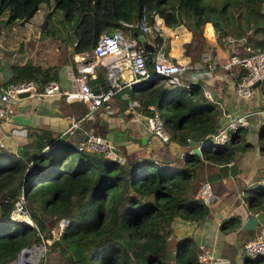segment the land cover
Wrapping results in <instances>:
<instances>
[{
    "label": "trees",
    "instance_id": "trees-1",
    "mask_svg": "<svg viewBox=\"0 0 264 264\" xmlns=\"http://www.w3.org/2000/svg\"><path fill=\"white\" fill-rule=\"evenodd\" d=\"M47 8L51 10L41 26L56 12L71 29L68 38L74 53L91 50L101 33L116 29L135 40L133 33L143 34L141 22L151 28L155 21L160 26L151 28L154 45L164 51L162 31L183 32L182 48L189 61L201 49L197 37L207 25L219 43L237 45L244 40L251 52L264 51V0H0V24L29 22ZM119 22L133 27L123 28ZM135 44L140 48L137 40ZM249 53L244 50L237 56ZM147 59L148 55L145 63L152 74ZM244 73H234L235 86ZM56 80L57 69L10 65L3 88L29 81L39 91ZM123 92L139 105L154 102L153 110L167 135L165 144L180 147L181 156L170 163L150 158L118 163L102 153L79 151L66 141L40 142L27 153L0 150V196L7 197L0 202V264L14 263L22 249L49 240L60 219H67L68 226L45 247L67 264H198L190 236L179 240L172 253L167 251L170 225L175 219L197 224L205 218L208 208L198 196L199 187L208 177L218 176L217 167L233 163L247 149L245 131L237 130L222 146L206 144L220 115L198 85H170L153 77ZM199 145L198 154L190 152ZM258 147L263 154L264 128L259 131ZM73 154L78 156L75 162L68 159ZM21 187L33 226L9 217ZM243 199L251 212H264V186L247 188ZM238 226L237 217H231L220 228L233 232ZM244 264H264V256L246 257Z\"/></svg>",
    "mask_w": 264,
    "mask_h": 264
},
{
    "label": "crops",
    "instance_id": "crops-1",
    "mask_svg": "<svg viewBox=\"0 0 264 264\" xmlns=\"http://www.w3.org/2000/svg\"><path fill=\"white\" fill-rule=\"evenodd\" d=\"M209 27L207 25L198 34L201 35L203 43L206 41L202 33L208 36L209 33L206 34V29ZM162 33L165 34H162L163 39H166L165 44H162V46L165 49L168 48L166 52L164 49L167 60L170 62L174 60L175 63L181 65L187 64L186 66L194 71L195 67L199 68L198 63L202 49H200V52L195 53V56L190 55L193 60L189 61V55L185 57L182 48L183 32L173 34L168 38H166L168 36L167 33L163 31ZM141 35L145 37L144 34ZM210 36L208 37L210 38ZM145 41L147 47L152 45L149 51L143 50L148 57L150 53L153 54L157 50H161L154 45L153 40L148 36L145 37ZM209 43H213L223 49V51H220L219 57L213 56L219 68L211 73L205 71L208 77L203 80L197 78L196 81L206 85V88L198 86L203 93L208 94V98L205 97L207 100L217 104L218 110L216 107L215 110L219 113L220 118L225 120L228 117L237 115L246 117L248 126L244 129L245 141L249 146L233 162L236 166L234 176L222 178L217 173L216 168L218 176L208 177L205 180L209 184L211 194L210 201L205 203L208 208V214L197 224L184 223L179 219H175L170 225V234L165 241V248L172 253L179 240L190 236L193 238L197 248L202 246L205 250L211 251L214 257L225 259L228 264H244L239 246L247 241V237L239 234L238 230L247 216L250 213H254L246 207L243 199L244 193L247 188L253 185L264 186V175L261 174L264 171V153L259 152L258 147L259 131L264 123V93L258 87H254L248 97H238L234 90V73L239 72L238 69L231 68L229 71H224L220 67L227 64V60L231 56L241 55L245 49L253 51L251 46L246 45L244 40H239L237 45H233V42L226 43L225 41L219 43L217 39H211ZM197 44H199L198 37ZM91 50L79 53H74L72 50L71 58H66L57 67V80L54 82L57 83L60 90L71 89L72 78L76 73L73 57H84L87 62H90L92 59ZM172 55H174V58H172ZM147 60L148 63L151 62L150 58ZM111 62L110 58H105L96 64L89 82L90 87L94 92L104 91L108 86L110 73L119 85V89L115 91L106 104L99 106L93 111L90 117V114L85 116L86 109L81 102L73 98H65L57 93L40 99L20 96L11 100L9 102V106L12 109L10 119L8 121L0 120V141H3L8 149L6 151L15 154L34 152L40 142L54 141L61 136H65L66 142L75 145L88 132L94 134L96 131L95 135L105 138L118 156L123 158V160H129L131 163L143 158L170 163L174 159L179 158L181 156L180 147L171 142L162 144L157 138L148 134L146 118L149 117V109L154 102L146 101L139 105L137 100H129L123 89L129 88L133 84L127 85L125 83V72L117 74L114 68H108ZM3 70L0 67V87L8 78V70L6 72ZM210 74H212L213 78H210ZM196 81L194 73L193 76L184 75L180 83L183 82V85L188 87L191 84L196 85ZM132 102H136L137 105L132 106ZM1 107H3V103L0 101ZM84 119L88 120L83 122ZM75 121H79V129L74 130L71 134L63 135L68 124ZM152 140H155L156 143ZM261 213L263 215V223L259 226L264 225V212ZM231 217H237L239 220L237 229L233 232L226 229L221 230V223ZM52 257L47 260L46 256L41 264H67L64 261L59 262Z\"/></svg>",
    "mask_w": 264,
    "mask_h": 264
},
{
    "label": "built area",
    "instance_id": "built-area-1",
    "mask_svg": "<svg viewBox=\"0 0 264 264\" xmlns=\"http://www.w3.org/2000/svg\"><path fill=\"white\" fill-rule=\"evenodd\" d=\"M123 28L131 29L132 24L127 22H119ZM141 32L150 39L154 40V34L151 28L144 22L140 23ZM230 41L229 39H227ZM245 52H250L246 56H231L229 62L220 66L222 70L229 71L231 68H236L238 71L244 70V76L238 81L234 90L238 97L246 98L250 95L253 84L258 82V88L264 93V51L251 52L249 49H245ZM92 59L87 62L84 57L74 56L76 73L72 78V86L69 91L60 90L57 83L54 81L48 82L39 91L36 89V85L32 82H22L18 84H8L7 87H0V101L3 103V107L0 108V120L8 121L12 114V109L9 106V102L20 96H30L36 99L42 97L51 96L54 93L60 94L65 98H73L81 102L86 109V115L91 114L99 106L106 104L113 96L116 90L119 89V85L113 79V75L109 73L108 86L104 91L94 92L90 87V79L93 75V69L98 62L105 58H110L112 62L108 68H114L117 74L125 72L126 84H135L139 81L150 80L153 77H159L165 80L167 84L178 85L181 80V75L186 72L187 66L178 63H172L166 58V53L162 50H157L155 53H151L148 58L152 62V74H149L146 67L147 53L141 48L137 47L135 40L127 37L121 30H113L108 33L101 34L96 40L95 45L91 50ZM198 67L195 70H205L212 72L219 68L215 58L208 52H202ZM191 69V68H190ZM204 97L208 98L207 93H203ZM132 106H136V102L131 103ZM150 117L146 118V128L148 134L151 137L157 138L160 143L165 144L167 142V135L163 130L162 122L158 114L153 110V107L149 109ZM248 126L247 119L244 115H237L228 117L223 120L222 123L216 128L215 132L211 134L206 144L212 146H222L226 144L229 138L236 133L239 129H246ZM261 128H264V123ZM79 129V121L70 122L65 129L63 135L71 134L74 130ZM56 140L52 141L54 144ZM51 143V144H52ZM204 144V143H203ZM76 148L79 151L97 152L102 153L104 157L111 161L122 163L123 158L118 156L109 142L94 134H89L84 139H80L76 144ZM48 147H46L47 149ZM200 145L196 147L199 152ZM0 150H8L3 141H0ZM30 174V170H27L25 174ZM198 196L207 203L211 198L209 184L203 182L198 190ZM210 197V198H209ZM10 220L22 222L23 220L27 225L31 224L30 217L27 210L24 207V201L22 196V187L19 194L14 201V209L10 214ZM69 221L67 219H60L56 226L49 232L50 239L44 240L48 245L50 242L56 241L60 238L62 231L68 226ZM245 256L248 258H257L264 256V225L257 228L254 240L246 241L243 244ZM38 257L35 264H38L43 256V249L39 251L34 247ZM33 248L27 249L29 251ZM33 257V254L31 255ZM198 264H228L225 259L214 257L211 251L205 250L202 246L197 248L196 254ZM20 257L16 258L14 263L19 264ZM29 264L28 262H23Z\"/></svg>",
    "mask_w": 264,
    "mask_h": 264
},
{
    "label": "rangeland",
    "instance_id": "rangeland-1",
    "mask_svg": "<svg viewBox=\"0 0 264 264\" xmlns=\"http://www.w3.org/2000/svg\"><path fill=\"white\" fill-rule=\"evenodd\" d=\"M50 10V8L39 10L33 16L31 21L26 23L21 24L14 22L8 26L0 24V67L5 70H3L4 72L8 70L10 65H20L25 63H29L41 69H57L63 60L66 58H71V40L68 38L71 35V29L69 25L63 23L60 20V16L56 12H53L50 17L45 20L44 26H41L45 19L46 13L50 12ZM150 26L152 30H154L156 27L159 28L160 25L157 21H155ZM207 33H209L208 36L211 35L210 38L202 33L206 41L204 43L202 42L201 35H198V45L203 50V53L208 52L212 56L219 57V53L220 51H223V49L215 46L213 43H209L211 39H216V33L214 32V29L209 27L206 29V34ZM167 34L171 35L170 32ZM124 35L128 36L127 33ZM138 35L142 37L141 34ZM150 47H152V45H149L147 49L142 46L140 48L144 51H148L150 50ZM198 52H200V49ZM192 55L195 56V52H193ZM227 62H229V59ZM194 73L195 81L197 78L203 80L204 78L208 77V74L205 72V70L194 71L193 69L187 68L186 72L181 75V78H183L184 75L193 76ZM210 78H213L212 74H210ZM196 85H199L201 88H206V85L200 81H196ZM67 90H69V88H67ZM215 107L218 110L217 104H215ZM90 116L91 114L89 117ZM85 120L88 119H84L83 122ZM95 134L96 131L94 135ZM152 141L156 143L155 140ZM194 149H196V147L192 148L190 152L193 153ZM68 159L75 162L78 159V156L77 154L69 155ZM49 161H51L50 158L47 159V162ZM6 198V195H1L0 202L6 200ZM22 222L25 221L23 220ZM31 224L33 225L32 222ZM256 231L257 227L254 230L247 232V235L245 236L247 237V241L254 240ZM49 244H51V242ZM45 245L46 242L42 239L40 245L35 246L39 250L43 249V256L38 264H41L46 256L47 260L53 256L52 258H55L59 262L64 261L58 254L55 255L56 253L53 250L46 248ZM32 248L34 249V247Z\"/></svg>",
    "mask_w": 264,
    "mask_h": 264
},
{
    "label": "water",
    "instance_id": "water-1",
    "mask_svg": "<svg viewBox=\"0 0 264 264\" xmlns=\"http://www.w3.org/2000/svg\"><path fill=\"white\" fill-rule=\"evenodd\" d=\"M133 37H135V39L139 42V44L146 48L147 47V43L145 41V37L142 36L140 37L139 35H137V33H133ZM148 48V47H147ZM152 49V48H151ZM149 51V50H148ZM172 63H175L174 60H171ZM264 83V80L261 82ZM258 82H255L253 84V88L258 86ZM148 116L150 117L151 114L149 113ZM223 118H220L219 121L217 122L216 128L219 127V125L222 123ZM91 134V132H88V134L85 135L84 139L87 137V135ZM65 141V136H61L60 138L56 139V143H62ZM191 146H193V144L191 143ZM194 154H198L197 149L193 150ZM217 173L222 177H227V176H234L236 173V166L235 163H230V164H226V165H222L217 167ZM261 174L264 175V171L261 172ZM29 176V174H25L24 178L27 179V177ZM261 223H263V215L261 212L259 213H250L247 218L244 220L243 224H241V226L239 227L238 233L243 235H247L248 231L254 230L256 227H258ZM239 250H240V254H241V258L244 261L245 260V253H244V248L243 245L239 246ZM28 251L27 249H22L18 255V257H22L24 260L28 257Z\"/></svg>",
    "mask_w": 264,
    "mask_h": 264
},
{
    "label": "bare ground",
    "instance_id": "bare-ground-1",
    "mask_svg": "<svg viewBox=\"0 0 264 264\" xmlns=\"http://www.w3.org/2000/svg\"><path fill=\"white\" fill-rule=\"evenodd\" d=\"M37 251L38 250L35 249L32 251H28V257L25 260L22 257H20L19 264H24L23 262H28L29 264H35L39 254ZM32 254L34 255V257L31 256Z\"/></svg>",
    "mask_w": 264,
    "mask_h": 264
}]
</instances>
